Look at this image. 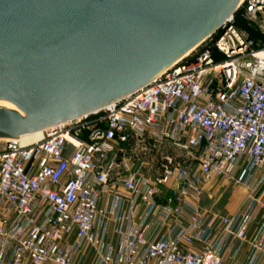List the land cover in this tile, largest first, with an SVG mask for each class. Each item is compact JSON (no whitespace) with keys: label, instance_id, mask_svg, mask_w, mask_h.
Segmentation results:
<instances>
[{"label":"built area","instance_id":"2783aa9c","mask_svg":"<svg viewBox=\"0 0 264 264\" xmlns=\"http://www.w3.org/2000/svg\"><path fill=\"white\" fill-rule=\"evenodd\" d=\"M263 15L264 0H241L146 85L39 140L8 139L0 264H264ZM131 141L172 152L152 172ZM214 176L249 190L232 215L201 207Z\"/></svg>","mask_w":264,"mask_h":264},{"label":"water","instance_id":"95a60500","mask_svg":"<svg viewBox=\"0 0 264 264\" xmlns=\"http://www.w3.org/2000/svg\"><path fill=\"white\" fill-rule=\"evenodd\" d=\"M241 0H0V139L92 113L189 55Z\"/></svg>","mask_w":264,"mask_h":264},{"label":"rangeland","instance_id":"374dc122","mask_svg":"<svg viewBox=\"0 0 264 264\" xmlns=\"http://www.w3.org/2000/svg\"><path fill=\"white\" fill-rule=\"evenodd\" d=\"M264 20V15L262 16ZM253 31V30H252ZM249 31L250 34L253 32ZM262 31L257 29L254 31L256 37H263ZM43 133H35L26 135L23 143L36 141L42 138ZM7 140L0 139V152L6 147ZM124 150L137 162L142 160L150 163L147 168L149 171H156L163 162V156L172 151L169 148L158 147L153 142L139 143L131 141L123 146ZM249 194L247 187L236 183L234 180L223 177L214 176L203 186L201 197V207L206 210H212L222 214L232 215L245 203Z\"/></svg>","mask_w":264,"mask_h":264},{"label":"trees","instance_id":"16d2710c","mask_svg":"<svg viewBox=\"0 0 264 264\" xmlns=\"http://www.w3.org/2000/svg\"><path fill=\"white\" fill-rule=\"evenodd\" d=\"M238 25L241 26V27L247 28L249 31H252L253 30L252 31L253 33L251 34V36L253 38H255V39H261L262 38V37H256L255 35H253L254 34V31H256V29L254 27H248V25L245 22H243L241 19L238 20Z\"/></svg>","mask_w":264,"mask_h":264},{"label":"bare ground","instance_id":"6f19581e","mask_svg":"<svg viewBox=\"0 0 264 264\" xmlns=\"http://www.w3.org/2000/svg\"><path fill=\"white\" fill-rule=\"evenodd\" d=\"M39 132L43 133L42 130H38V131H36V132H32V133H27V134L21 135V136L18 138V140H20L21 142H23V139H24V137H25L26 135H31V134H35V133H39ZM4 140H5V139H4ZM6 140H8V139H6Z\"/></svg>","mask_w":264,"mask_h":264},{"label":"crops","instance_id":"0c3cea01","mask_svg":"<svg viewBox=\"0 0 264 264\" xmlns=\"http://www.w3.org/2000/svg\"><path fill=\"white\" fill-rule=\"evenodd\" d=\"M262 198H263V200H264V191H263V193H262ZM246 202V201H245ZM257 226V224H253V230L255 229V227ZM89 264H90V262H89ZM226 264H229V263H226Z\"/></svg>","mask_w":264,"mask_h":264}]
</instances>
